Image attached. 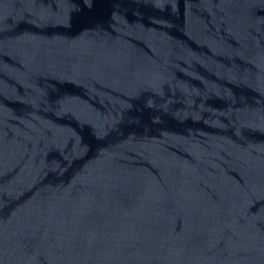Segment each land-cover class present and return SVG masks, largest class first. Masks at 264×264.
Returning <instances> with one entry per match:
<instances>
[{
  "label": "water",
  "instance_id": "water-1",
  "mask_svg": "<svg viewBox=\"0 0 264 264\" xmlns=\"http://www.w3.org/2000/svg\"><path fill=\"white\" fill-rule=\"evenodd\" d=\"M0 264H264V0H0Z\"/></svg>",
  "mask_w": 264,
  "mask_h": 264
}]
</instances>
